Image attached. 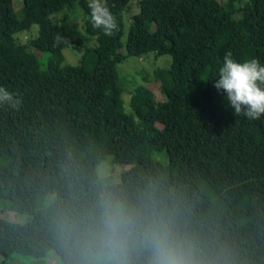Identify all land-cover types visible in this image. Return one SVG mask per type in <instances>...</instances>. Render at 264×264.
<instances>
[{"label":"trees","instance_id":"16d2710c","mask_svg":"<svg viewBox=\"0 0 264 264\" xmlns=\"http://www.w3.org/2000/svg\"><path fill=\"white\" fill-rule=\"evenodd\" d=\"M129 2L20 0L13 9L0 0V87L22 98L18 110L0 106V212L22 217L0 218V257L45 264L52 252L60 264L48 198H62L69 181L110 156L122 181L166 173L184 185L197 216L237 248L239 264H264V116L234 115L209 80L227 53L264 65V0H139L122 40ZM95 3L115 17L111 36L93 26ZM64 5L83 17L84 35L73 41L52 18ZM21 25H36V36L19 42ZM71 43L83 49L79 63L62 66ZM31 50L46 54L43 66ZM147 52L170 57L151 74L164 101L135 85L126 114L116 66Z\"/></svg>","mask_w":264,"mask_h":264},{"label":"clouds","instance_id":"9594fccd","mask_svg":"<svg viewBox=\"0 0 264 264\" xmlns=\"http://www.w3.org/2000/svg\"><path fill=\"white\" fill-rule=\"evenodd\" d=\"M94 27L111 36V11L89 6ZM213 87L234 115L264 116V65L227 53ZM22 98L0 87V106L18 110ZM67 171V170H65ZM48 231L63 254L60 264H239L237 248L194 211L188 190L166 173L122 181L107 166L69 181L62 198H48Z\"/></svg>","mask_w":264,"mask_h":264},{"label":"rangeland","instance_id":"374dc122","mask_svg":"<svg viewBox=\"0 0 264 264\" xmlns=\"http://www.w3.org/2000/svg\"><path fill=\"white\" fill-rule=\"evenodd\" d=\"M90 1V0H88ZM138 1L139 0H130L126 11L123 13V33L125 34L128 28V22L130 17L138 11ZM220 2H225L226 0H218ZM245 0H232V6L237 7L243 5ZM13 9H17L20 6V0H13ZM53 20L56 21L66 32L67 37L70 41H73L74 38L84 35L82 29L83 17L81 11L77 6L69 7L64 5L60 11L53 15ZM37 27L32 25L29 28L21 25L19 30L14 34V37L21 43H25L28 40L36 36ZM83 49L77 47L75 44L71 43L68 47L61 50L62 54V66H77L81 57ZM31 53L37 58V61L43 66L47 58L46 54L34 52L31 50ZM170 63V57L168 55L155 56L152 52L145 53L141 58H128L123 63H120L116 66L117 73V82L123 86V92L121 93V102L124 113L131 114L129 108V93L135 85H142L148 89L155 102L164 101V97L160 93L159 83L152 79V71L158 68L168 67ZM145 76L149 81L144 83L141 80V77ZM107 166V169L110 173L118 177L121 167L111 163V157L108 156L100 164L96 166V169L100 166ZM124 169V168H123ZM0 218H5L12 220L16 223L22 222V217L19 214L13 212L3 211L0 212ZM36 259L33 258H24L20 256H12L10 260H4L0 257V264H32ZM45 264H58V259L51 252L47 254L44 258Z\"/></svg>","mask_w":264,"mask_h":264}]
</instances>
